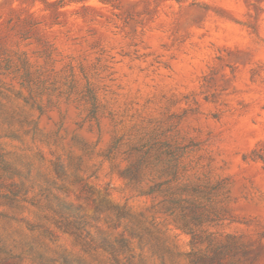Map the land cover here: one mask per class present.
I'll return each mask as SVG.
<instances>
[{
    "label": "clouds",
    "instance_id": "clouds-1",
    "mask_svg": "<svg viewBox=\"0 0 264 264\" xmlns=\"http://www.w3.org/2000/svg\"><path fill=\"white\" fill-rule=\"evenodd\" d=\"M0 264H264V0H0Z\"/></svg>",
    "mask_w": 264,
    "mask_h": 264
}]
</instances>
